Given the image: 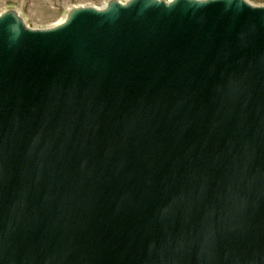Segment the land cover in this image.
<instances>
[{
    "label": "water",
    "instance_id": "water-1",
    "mask_svg": "<svg viewBox=\"0 0 264 264\" xmlns=\"http://www.w3.org/2000/svg\"><path fill=\"white\" fill-rule=\"evenodd\" d=\"M0 264H264V5L1 12Z\"/></svg>",
    "mask_w": 264,
    "mask_h": 264
},
{
    "label": "rangeland",
    "instance_id": "rangeland-1",
    "mask_svg": "<svg viewBox=\"0 0 264 264\" xmlns=\"http://www.w3.org/2000/svg\"><path fill=\"white\" fill-rule=\"evenodd\" d=\"M106 0H0V13L16 9L26 23L34 28H44L59 21L74 5L101 6ZM255 5H264V0H248Z\"/></svg>",
    "mask_w": 264,
    "mask_h": 264
},
{
    "label": "bare ground",
    "instance_id": "bare-ground-1",
    "mask_svg": "<svg viewBox=\"0 0 264 264\" xmlns=\"http://www.w3.org/2000/svg\"><path fill=\"white\" fill-rule=\"evenodd\" d=\"M63 19H64V17H62L61 19H59V21L55 22L53 25H55V24L61 22Z\"/></svg>",
    "mask_w": 264,
    "mask_h": 264
}]
</instances>
